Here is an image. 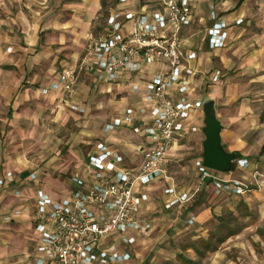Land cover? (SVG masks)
I'll return each mask as SVG.
<instances>
[{
    "label": "built area",
    "instance_id": "2783aa9c",
    "mask_svg": "<svg viewBox=\"0 0 264 264\" xmlns=\"http://www.w3.org/2000/svg\"><path fill=\"white\" fill-rule=\"evenodd\" d=\"M129 2L120 0V6L107 15L102 33L92 37L81 55L65 64L43 92L64 90L70 94L85 73H93L98 82L114 83L126 73L138 77L150 67H158L150 80L132 85L141 103L125 108L102 128L108 134L127 127L141 136L142 142L135 149L142 163L138 170H129L119 152L98 140L86 161L89 178L73 175L75 188L68 195L54 200L38 189L33 210L30 203L22 202L7 212L3 216L6 222L25 214L31 217L39 235L32 249L35 264H128L132 258L129 249L137 236L153 226L139 217L149 200L144 188L155 189V183L163 179L168 182L164 189L166 209L186 204L195 194L179 192L167 169L178 141L201 132L203 125L202 98L193 96L198 56L186 49L183 35L191 22L192 0H159L160 7L152 11L128 8ZM210 8L208 47L220 49L227 43L230 23L215 14L212 4ZM242 22V18L233 20L236 26ZM6 52H12V47H6ZM220 74L221 70H214L212 80L217 81ZM195 117H202L201 125L194 123ZM246 164L238 160V168ZM194 166L201 183L210 179L216 193L244 192L243 185L227 178L228 174L203 166L201 157L195 159ZM253 177L264 183L261 173L255 172ZM28 178L36 181L37 175L32 172ZM17 182L23 183L10 170L0 174V189L31 199L23 189L14 188Z\"/></svg>",
    "mask_w": 264,
    "mask_h": 264
},
{
    "label": "crops",
    "instance_id": "0c3cea01",
    "mask_svg": "<svg viewBox=\"0 0 264 264\" xmlns=\"http://www.w3.org/2000/svg\"><path fill=\"white\" fill-rule=\"evenodd\" d=\"M135 1L131 0V3ZM106 2V0H0V24L2 25L0 29V109H3L2 117H0V141L5 129L30 126L31 121L24 120L25 117H30L27 110L32 108L33 111L34 103L36 104L37 101H32V99L42 96L48 99L49 105H52L51 103L55 104L56 99L64 100L66 106L55 105V107H59V113H63L62 110L65 109L66 113L69 112L82 117L78 128H90V130L86 129L83 132L80 130V133L72 139L73 145L77 142H83L88 146V149L83 155V159L74 166L69 176L62 179L52 180L49 178V172H44L43 169L36 170L26 163L20 162L23 159L20 154L14 155L16 157L15 163H12L11 158L0 155V174L6 170L12 171L18 179L23 181V183L17 182L14 188H21L25 191V194L32 195L31 199L18 198L11 189H0V264H35L32 249L39 235L33 228L31 217L25 214L6 222L3 220V216L22 202L30 203L31 210H33L35 193L38 189L47 192L52 199L59 200L75 188V184L71 181L73 175L88 179L86 161L89 154L94 151V142L104 141L111 149L119 152L124 157L125 167L131 171L138 170L142 163V156L135 149L142 142L141 136L134 134L131 128L127 127H120L108 134L103 133L102 128L112 119L121 116L125 108L141 103L142 98L132 91V85L136 82L141 84L150 80L158 67L154 69L150 67L138 77L126 73L125 78L114 83L98 82L95 80L93 73H85L81 75L76 87L70 94L64 90L43 92V89L48 86L55 78L56 73L65 64L81 55L86 44L91 40L90 34L95 31L96 26L98 25L100 28L102 25L101 30L105 29L107 15L118 8L120 0H113V3L107 7ZM155 2L154 0L153 3ZM243 2L241 3L238 0L234 3L233 8L240 3L242 5ZM195 4L193 5L194 14L204 13L203 15L207 20L204 28L208 30L212 25L210 2L200 0ZM231 4L232 2L228 0L221 1L222 6H232ZM227 9L229 8L225 10ZM220 12H218L219 16ZM246 13L247 10L242 9L241 6L229 12L231 16L228 15L227 19L231 30L229 29L225 47L220 49H210L208 47V36L206 35L201 46L194 45L192 35L185 37L186 49L196 51L198 56L194 61V65L199 70L194 79L196 91L193 96L201 97V89L207 87L206 77L212 71L210 67L212 56L216 55L217 51H224L228 48L232 39L233 27H235L233 20L238 18L244 20V14ZM225 18V16H222V19ZM238 27L239 25L236 26V28ZM9 46L12 47V52H6V47ZM258 51V58L264 56V49L260 48ZM44 61L51 65L46 71L41 73L32 71ZM251 81L260 82L262 78L258 76L252 78ZM219 82L221 84L217 85L215 91L217 90L219 96H221L220 86L223 87L224 81ZM208 87L210 88V85ZM224 88L227 92V90L232 91L238 87L233 89L228 83L224 85ZM209 90L211 89L207 88L205 90L206 94L210 93ZM100 97H102L101 99L105 97L108 100V104L110 103L111 106L108 108L112 112L110 116L105 118L104 123L91 110L95 107L100 108ZM112 97L113 100L118 98V102L111 101ZM239 98L237 95L234 97L229 96L226 101L225 97L224 104H228V106L221 108V111L218 109L217 114L223 124L221 132L223 145L228 151L237 152L239 160L247 162L244 167L237 168L235 173L226 176L240 182L243 185L244 192L242 194L225 192L223 194L227 196L222 197L215 207L208 202L202 204V208L196 212L189 210L190 216L187 218V223L193 226L194 232L191 233L190 239L194 242L187 245V248L183 251H178L177 255L187 256L186 260L190 264H235L236 260L239 261V264H264V183L256 181L253 177L255 172L264 175V172H260L258 168L260 165L259 160L264 157V152H261L264 140L258 141V144L255 145L257 141L250 136V130L257 127L251 123L258 117L257 111L254 107H248L244 100L240 106H234L233 104ZM201 119L202 117H195L193 121L201 125ZM52 122H54V125L56 124V127L66 123L64 119H57ZM100 125L102 127H99ZM84 134H86L85 139L82 137ZM251 141L254 142V145L251 144ZM177 148H179L178 143L171 151L174 157L177 156ZM2 158H6L7 162L5 164L2 163ZM51 164L52 161L48 166H52ZM63 166L61 168L66 170L67 167ZM32 172L37 175L36 181H30L28 178ZM203 183L206 187L210 185L214 190L210 179H206ZM167 185L162 187L161 199L163 205L164 198H166L163 193ZM50 186L57 189L52 191ZM176 188L179 192L193 191L195 194L189 202L182 206H176L173 210L189 208V204L193 201L198 189H184L177 185ZM144 189L149 194V200L145 202L144 206L150 207L152 194L158 190L153 191L151 187ZM158 193L160 194V192ZM190 206L192 207L193 203ZM222 209H229L230 213H233L230 217L234 215L233 220L236 222L228 226L225 225L228 231H226V240L222 246L216 250L205 249L202 252L194 244L202 242V237H205L208 233L209 228L204 223L208 221L213 211ZM169 211H172V209H169ZM191 218H193V222L189 223ZM227 250L238 254H241L243 250H247L250 254L248 255L249 260L230 258ZM191 252H194V254ZM128 264H136L133 255Z\"/></svg>",
    "mask_w": 264,
    "mask_h": 264
},
{
    "label": "rangeland",
    "instance_id": "374dc122",
    "mask_svg": "<svg viewBox=\"0 0 264 264\" xmlns=\"http://www.w3.org/2000/svg\"><path fill=\"white\" fill-rule=\"evenodd\" d=\"M106 1V7L113 3V0ZM153 1L136 0L134 3H131L130 0L127 7L135 10L146 7L147 10L152 11L160 7L158 4L159 0H155V3ZM197 1L200 0H192V5H196L195 3ZM208 1L210 5L212 4L214 6L215 14L219 18L225 16L226 21H229L227 19L229 12L239 8V6L242 9L245 8L247 13L244 14V20L239 27L236 28V25L233 27L232 39L228 48L224 51H217L216 55L214 54L212 56L210 66L212 71L206 77L205 82H208L206 83L207 87L205 86V88L201 89L200 96L202 99L206 98L207 95L213 98L217 111L218 109L221 111V108L228 106V104H224L225 97L227 101L229 96L234 97L236 95L240 98L233 104L234 106H240L244 100L248 107H254L258 117L251 123L257 127L250 130V136L257 141L255 143L257 145L258 141L264 140V56L257 57L258 50L260 48L264 49V0H240L241 3L244 1L243 4L240 5V3L234 8V3L238 0H228L232 2V6H222V0ZM223 1L225 2V0ZM226 8L229 9L225 10ZM209 9L211 8L209 7ZM218 12H220V16ZM203 14L202 12L199 15H195L193 9L191 22L183 30L185 37L192 35L194 45L197 46L202 45L203 39L205 35L207 36L208 32L204 28L207 20ZM101 27L99 28L97 25L95 31L90 34V38L102 33ZM50 66V64L44 61L38 64L37 68H34L32 71L41 73L42 71H46ZM213 68L221 70L218 78L219 81H224L223 87L220 86L221 96H219L217 90L215 91L217 85L221 83L218 80H212ZM258 76L262 78V81H251L252 78ZM228 83L233 89L238 88L232 91L227 90L226 92L224 85ZM208 85H210V88ZM207 88L211 89L209 90V94L205 92ZM32 101H37L36 104L34 103V110L32 111V108L30 110L25 109L30 114V117H25L24 119L31 121L30 126L5 129V133L0 141V155L11 158L12 163H15V156L20 154L23 158L20 162L26 163L36 170L43 169L44 172H49V178L52 180L68 177L74 169V166L79 164L83 159V155L88 149V146L83 142H77L73 145L72 139L80 133V130L83 132V130H90V128H78L82 117L70 114L69 112L66 113L65 109L62 110L63 113H59V107H55V105L61 104L66 106L64 100L56 99L54 101L55 104L51 103L52 105H49L47 102L48 99L42 96L40 98H33ZM111 101L116 103L118 102V98L113 100L112 97ZM100 102L101 106L99 109L95 107L91 110L104 123L105 118L112 114L110 108H108L111 106L105 97ZM0 110V117H2L3 109ZM57 119H64L66 123L60 127H56V124L54 125L52 121ZM99 127H102V125ZM85 135H82L83 139H85ZM203 139L202 133L197 132L179 140V148H177L176 152L177 156L174 157L173 154L167 163V169L174 179L175 185L184 189H198V192L191 202L193 206L191 207L190 203L187 209L179 208L173 210L174 208H171L172 211H169V209L164 207L161 199L162 187L168 183L164 182V179L155 183L157 188L153 189V191H158L152 194L151 206H144L139 214L142 222H153V226L146 233L139 234L136 238V243L129 249L136 264H190L186 260L188 258L187 256H183V254L180 256L177 255L178 251H183L187 248V245L194 242L190 239L191 233L194 232L193 226L187 223V218L190 216L189 210L191 209L196 212L202 208V204L208 202L215 207L222 197L227 196L226 194L216 193L210 185L206 187L203 183L204 181L200 184V175L194 166V161L196 158L201 157ZM251 144L254 145V142L251 141ZM7 160L10 161L9 159ZM51 161L52 166H48ZM6 162V158H2V163L5 164ZM259 162V171L264 172V157ZM61 166H66V170H63ZM50 187L52 191L57 189L52 186ZM232 214L229 209L213 211L211 217L204 223L209 228L208 233L205 237H202V242L195 243L194 246L202 252L205 249L216 250L222 246L226 240V231H228L225 225L228 226L236 222L233 220L234 215L230 217ZM227 252L230 258L249 260L248 255L250 254L247 250H243L241 254L233 253L231 250H227ZM191 253L194 254V252ZM235 264H239V261L236 260Z\"/></svg>",
    "mask_w": 264,
    "mask_h": 264
},
{
    "label": "water",
    "instance_id": "95a60500",
    "mask_svg": "<svg viewBox=\"0 0 264 264\" xmlns=\"http://www.w3.org/2000/svg\"><path fill=\"white\" fill-rule=\"evenodd\" d=\"M202 104V164L211 170L232 174L238 168L239 155L235 151H228L222 143L223 124L218 118L215 100L207 95L202 99Z\"/></svg>",
    "mask_w": 264,
    "mask_h": 264
},
{
    "label": "trees",
    "instance_id": "16d2710c",
    "mask_svg": "<svg viewBox=\"0 0 264 264\" xmlns=\"http://www.w3.org/2000/svg\"><path fill=\"white\" fill-rule=\"evenodd\" d=\"M261 152H264V145H262V147H261Z\"/></svg>",
    "mask_w": 264,
    "mask_h": 264
}]
</instances>
